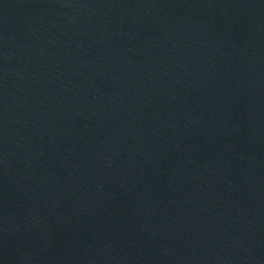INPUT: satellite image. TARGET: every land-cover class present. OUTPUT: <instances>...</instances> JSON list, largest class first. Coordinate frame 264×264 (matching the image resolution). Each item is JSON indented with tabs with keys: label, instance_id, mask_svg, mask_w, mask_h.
<instances>
[{
	"label": "water",
	"instance_id": "obj_1",
	"mask_svg": "<svg viewBox=\"0 0 264 264\" xmlns=\"http://www.w3.org/2000/svg\"><path fill=\"white\" fill-rule=\"evenodd\" d=\"M0 264H264V0H0Z\"/></svg>",
	"mask_w": 264,
	"mask_h": 264
}]
</instances>
